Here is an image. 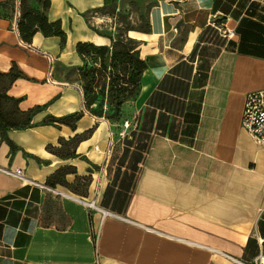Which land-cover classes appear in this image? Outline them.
<instances>
[{"label":"crops","instance_id":"0c3cea01","mask_svg":"<svg viewBox=\"0 0 264 264\" xmlns=\"http://www.w3.org/2000/svg\"><path fill=\"white\" fill-rule=\"evenodd\" d=\"M48 1L28 5L63 41L23 42L20 0H0V264L264 255V149L240 125L245 96L264 90V0H154L148 33H128L146 69L122 112L140 115L141 150L109 169L112 127L84 105L76 52L110 46L89 25L107 0Z\"/></svg>","mask_w":264,"mask_h":264},{"label":"trees","instance_id":"16d2710c","mask_svg":"<svg viewBox=\"0 0 264 264\" xmlns=\"http://www.w3.org/2000/svg\"><path fill=\"white\" fill-rule=\"evenodd\" d=\"M28 1L33 0H20L17 31L21 40L29 43L34 33L41 32L45 37H60L63 41L64 34L59 23L49 24L42 14L28 5ZM36 1L43 2L44 10L49 6L48 0ZM110 1H106V6ZM148 31L147 24V31L142 33ZM109 41L108 47L92 44L76 46L77 54L85 61V65L78 72L83 85L84 105L94 116L104 118H110L106 116V111L115 117L121 114L124 105L138 95L140 79L146 69L145 63L139 57L138 41L125 35H120L117 39L109 38Z\"/></svg>","mask_w":264,"mask_h":264},{"label":"rangeland","instance_id":"374dc122","mask_svg":"<svg viewBox=\"0 0 264 264\" xmlns=\"http://www.w3.org/2000/svg\"><path fill=\"white\" fill-rule=\"evenodd\" d=\"M153 4L154 0H111L108 6L96 14L94 20H89L90 28L98 36L106 39H117L120 35L128 36L127 30H130L132 36L142 34V32L147 31L148 13ZM179 71L178 69V73ZM183 72L184 70H181V73ZM181 79L176 80L174 84L173 90L177 94H182L186 86V81L182 77ZM106 116L110 117L105 119L113 131V143L109 158L106 161L107 169L114 168L115 164L119 168L126 162V152L130 150L128 147L134 148L135 143V150H141L140 140L143 135L138 132L139 126L136 125L140 115H132L125 110L116 117L106 111ZM117 159L118 162L116 163Z\"/></svg>","mask_w":264,"mask_h":264},{"label":"built area","instance_id":"2783aa9c","mask_svg":"<svg viewBox=\"0 0 264 264\" xmlns=\"http://www.w3.org/2000/svg\"><path fill=\"white\" fill-rule=\"evenodd\" d=\"M211 25L214 29H222V35L225 39H230L234 36V31L228 30L226 25L221 24L216 26L215 23H211ZM44 55L48 60V66L50 69L53 64V58L48 54ZM240 125L241 128L252 138L254 143L264 149V90L251 92L245 96ZM9 174L13 175L19 180H26L22 172L19 170H15ZM84 205L89 209H97L94 206V202L84 203ZM222 257L226 260L227 264H264L263 254L256 256L252 262L240 260L228 255H222Z\"/></svg>","mask_w":264,"mask_h":264}]
</instances>
